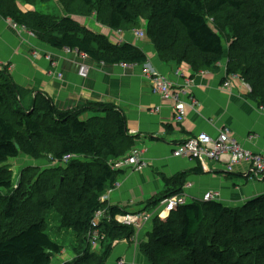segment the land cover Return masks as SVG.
I'll return each mask as SVG.
<instances>
[{"label": "trees", "instance_id": "trees-1", "mask_svg": "<svg viewBox=\"0 0 264 264\" xmlns=\"http://www.w3.org/2000/svg\"><path fill=\"white\" fill-rule=\"evenodd\" d=\"M48 1L31 0L35 9L23 11L14 0H0V16L51 49L104 64L144 65L148 56L137 45L93 32L72 12L85 16L91 5L88 16L96 11L98 20V11L104 13L102 23L113 30L141 29L146 19L143 33L159 57L186 62L194 73L215 71L226 39V77L239 75L264 107V15L256 9L247 17L241 13L246 1L255 0H79L78 11L63 5L67 14L59 16L38 10ZM9 65H0V264H52L67 237L75 256L61 264H106L113 240L131 242L134 235L116 218L126 209L101 199L122 173L114 163L134 149L124 113L97 101L59 109L47 94L18 85ZM21 154L35 160L48 155L49 164L30 165L15 180L7 162ZM181 176L165 179V189L172 182L181 190ZM168 196H153L145 208ZM102 209L109 218L92 228ZM165 215L154 217L140 244L143 264H264V196L241 207L194 200ZM94 229L98 244L105 242L100 253L89 244Z\"/></svg>", "mask_w": 264, "mask_h": 264}, {"label": "crops", "instance_id": "crops-1", "mask_svg": "<svg viewBox=\"0 0 264 264\" xmlns=\"http://www.w3.org/2000/svg\"><path fill=\"white\" fill-rule=\"evenodd\" d=\"M19 7L27 11L25 6ZM71 17L93 32L105 34L113 43L137 45L148 61L144 65L126 66L82 59L77 53L49 48L0 16V65L10 63L9 71L18 85L47 94L59 109L97 101L113 104L124 113L128 131L134 136V148L146 166L140 171L122 170L116 186L104 195L103 201L125 208L127 213L150 214L149 219L135 226L136 237H145L155 216L165 218L159 205L145 208V201L158 194H179L181 190L172 182L168 188L164 186L165 179L176 174L184 173L180 179L186 203L200 200L212 190L218 192V202L231 207H241L264 196V178H245L248 165H237L229 176L225 162L207 159L201 162L173 155L174 146L191 136L205 132L217 137L220 131L227 130L242 148L264 157V107L251 97L250 86L239 75L226 77V51L215 71L194 73L186 62L161 59L149 40H140L132 33L135 28L113 30L98 23L93 12L88 17L74 14ZM46 52L50 57H46ZM81 63L87 66L86 77L78 74ZM57 73L61 74L60 79ZM149 73L165 77L179 94L186 106L182 122L174 120L175 100L164 99L154 91ZM199 166L201 172L192 171ZM114 249L108 264H117L111 260L119 257L125 262L136 257L135 264L142 259L139 244L128 245L122 240Z\"/></svg>", "mask_w": 264, "mask_h": 264}, {"label": "built area", "instance_id": "built-area-1", "mask_svg": "<svg viewBox=\"0 0 264 264\" xmlns=\"http://www.w3.org/2000/svg\"><path fill=\"white\" fill-rule=\"evenodd\" d=\"M132 33L138 38L144 34L140 29H132ZM80 56L82 59L86 58L85 55ZM9 67L11 68V65H9ZM78 74L82 77H86V64L81 63L79 65ZM149 76L152 78L153 89L155 92L159 93L164 99L172 98L175 100V104L173 106L174 120L177 123L182 122L185 117L186 106L185 103L178 98L179 94L173 90L171 84L165 77L157 76L155 73H149ZM224 84L227 86L228 82H225ZM173 155L175 157L197 159L201 162L206 159L222 161L225 162L226 172H232L237 165L245 164L249 167L246 175L250 178H264L263 155L242 148L236 140L229 135L227 130L220 131L217 137H211L205 132H200L191 136L188 138L186 143H179L174 146ZM68 159V156L64 157L65 161ZM145 166V162L141 159L137 149L134 148L129 155L118 159L114 163L113 168L119 170L130 169L132 171H140ZM183 197V193H181V195H174L162 201L161 204L166 205L167 209H170L179 204H183L186 201H184ZM217 199L218 192L212 190L206 192L200 200L212 201ZM149 217L150 214L128 212L125 215L120 216L118 218V222L122 225H128L131 222L132 225L140 218L146 221ZM104 218H109L106 210L102 209L97 211L91 221V227L96 228L99 221ZM98 239L99 237L96 229L89 233V244L92 248L98 245Z\"/></svg>", "mask_w": 264, "mask_h": 264}, {"label": "rangeland", "instance_id": "rangeland-1", "mask_svg": "<svg viewBox=\"0 0 264 264\" xmlns=\"http://www.w3.org/2000/svg\"><path fill=\"white\" fill-rule=\"evenodd\" d=\"M14 1L18 5L20 4L23 7L25 6V9H27V10H28L29 7H32V9L30 11H33L35 9L34 6L32 4H30L31 3L30 2L31 0H28L27 2H29V3H25V4H23L21 2L22 0L21 1L20 0H14ZM71 1H73V2H71ZM79 4H80V1L79 0H49L47 4H41L38 7V10L41 11V12H45V13L46 12H50V14L53 13L54 15H57V16L64 15V14L66 15L67 14L66 11H65V6L66 5L72 7L74 10L78 11L77 8H78ZM63 5H65V6H63ZM89 7H91V5L88 6L87 8H85V9L88 10ZM102 7L103 8L105 7V3L104 2L102 3ZM255 9H256V11H259L260 13H262V15H264V0H255L254 2H248V1H246V4L243 6L241 13L245 17H247L248 16V13L251 12V11H254ZM87 10H84L87 13L84 17H88V13L89 12H87ZM93 12L96 13V11H93ZM80 13H82V11H80ZM95 13H93V16H94V18L96 20L95 15H97V13L96 14ZM72 14H74V15H81V14H78V12L77 13L72 12ZM98 15H99V19L97 20V22L100 23V24H103L102 23V19L104 18V13L98 11ZM141 24H142L141 25L142 28H145L146 25H147V20L146 19H142ZM139 39L140 40H148L146 34H143V36L139 37ZM223 45H224V50L226 51V56L225 57L227 59V55H228V42H227L226 39H223ZM245 46H247L249 48V51L251 52V47L249 46V44H245ZM45 54H47L46 57H50L49 53L46 52ZM56 77H58L60 79L61 78V74L60 73H57L56 74ZM22 87L25 88L24 86H22ZM26 89H29L31 92L33 91L34 94L37 93L38 91H40V90L31 89V88H26ZM84 116H86V115H84ZM48 162H49L48 155H46L44 157H41L38 160L37 159L35 160V159H32V158H30L28 156H24V155L21 154V155H19L16 158H13V159L8 160L7 166L12 171L13 178L15 180H17L18 175L20 173L24 172L25 168L29 167L30 165H33V166L39 167V168H43V167H45V166H47L49 164ZM39 172H40V169L35 170L34 171V175H32V176L35 178L36 177V174H38ZM105 195H107V194H105ZM103 197H104V195L102 196V200H103ZM161 214H162L163 217H166L167 216V215L163 214L162 212H161ZM26 218L27 219H30V212H27L26 211ZM49 226H51L50 223H49ZM133 229H134V235L131 238V242H128V241L127 242H128V245L129 244H132V243L139 244V252H140L141 257H142V251L140 249V246H141L140 244L142 243V240H145L146 238L145 237L144 238H139V236H137L138 237L137 238L136 237V231H137V229H136V227L135 228L133 227ZM48 230L51 232L52 230H54V227H49ZM66 239H68V237ZM66 239H65V242H64L63 252L60 255L55 256L54 260L52 261V264H61V263H63L66 260L70 261L75 256L71 252V250L66 246V243H68ZM123 240H125V239H123ZM119 241H122V240H119L118 238L115 239V240H113V242H112L113 248L111 249V252H110V255H109L108 259H107L106 264L109 263L110 256L113 254V252L115 250L114 249L115 248V244L117 242H119ZM103 243L105 244V242H103ZM102 244L99 243L96 247H93L92 248L93 251H96L97 253H100L102 251V249H103V247H101ZM135 250H136V247H135ZM133 258L134 259H132V260L128 258L127 259L128 260L127 262H125L124 259L123 258H120V257L118 259H116V260H114V258H113L111 261H115V263H117V264H131V263L135 264V263H137V261L135 259L136 257H133ZM141 260H140V263L139 264H143V259H141Z\"/></svg>", "mask_w": 264, "mask_h": 264}, {"label": "bare ground", "instance_id": "bare-ground-1", "mask_svg": "<svg viewBox=\"0 0 264 264\" xmlns=\"http://www.w3.org/2000/svg\"><path fill=\"white\" fill-rule=\"evenodd\" d=\"M188 141V139H185L184 141H182L181 143H186ZM181 193H182V189H181V191H180V193L179 194H177V195H181ZM172 196H174V195H171V196H168V197H166V198H164L162 201H164L165 199H168V198H170V197H172ZM102 199V198H101ZM161 201V202H162ZM186 203V201L183 203V204H185ZM179 205H182V204H179ZM179 205H177V206H179ZM159 206H160V212H162L163 214H168L170 211H172L175 207H172V208H170V209H167V207H166V205H164V204H159ZM176 206V207H177ZM134 213H142V212H140V211H137V212H134ZM143 219L142 218H140V219H138V221L136 222V223H134V224H132L131 225V222L127 225V226H132V227H135V226H137L139 223H140V221H142Z\"/></svg>", "mask_w": 264, "mask_h": 264}, {"label": "clouds", "instance_id": "clouds-1", "mask_svg": "<svg viewBox=\"0 0 264 264\" xmlns=\"http://www.w3.org/2000/svg\"><path fill=\"white\" fill-rule=\"evenodd\" d=\"M9 69V68H8Z\"/></svg>", "mask_w": 264, "mask_h": 264}]
</instances>
